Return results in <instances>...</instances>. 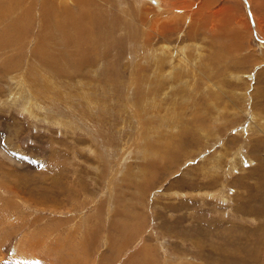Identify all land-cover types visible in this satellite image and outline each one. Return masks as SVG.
Returning <instances> with one entry per match:
<instances>
[{
    "label": "rangeland",
    "instance_id": "obj_1",
    "mask_svg": "<svg viewBox=\"0 0 264 264\" xmlns=\"http://www.w3.org/2000/svg\"><path fill=\"white\" fill-rule=\"evenodd\" d=\"M0 264H264V0H0Z\"/></svg>",
    "mask_w": 264,
    "mask_h": 264
},
{
    "label": "bare ground",
    "instance_id": "obj_2",
    "mask_svg": "<svg viewBox=\"0 0 264 264\" xmlns=\"http://www.w3.org/2000/svg\"><path fill=\"white\" fill-rule=\"evenodd\" d=\"M150 1H151V0H150ZM246 1H247V0H246ZM154 3H156V2H154ZM168 4H169V3H168ZM158 5H159V4H158ZM167 22H168V21H167ZM168 24H170V23H168ZM165 25H166V24H165ZM171 25H173V24L171 23ZM171 25H170V26H171ZM162 26H163V25H162ZM166 26H167V25H166ZM171 27H173V26H171ZM160 30H161V29H160Z\"/></svg>",
    "mask_w": 264,
    "mask_h": 264
}]
</instances>
